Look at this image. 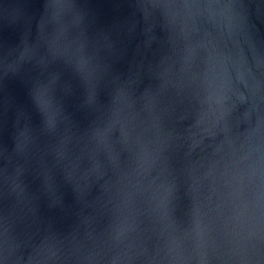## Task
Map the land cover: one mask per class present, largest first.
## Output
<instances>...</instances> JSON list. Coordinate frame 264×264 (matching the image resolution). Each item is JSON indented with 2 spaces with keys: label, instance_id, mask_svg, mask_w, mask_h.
Masks as SVG:
<instances>
[{
  "label": "water",
  "instance_id": "1",
  "mask_svg": "<svg viewBox=\"0 0 264 264\" xmlns=\"http://www.w3.org/2000/svg\"><path fill=\"white\" fill-rule=\"evenodd\" d=\"M0 264H264V0H0Z\"/></svg>",
  "mask_w": 264,
  "mask_h": 264
}]
</instances>
